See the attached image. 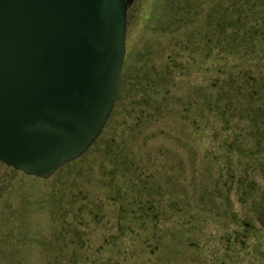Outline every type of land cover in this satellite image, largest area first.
Returning <instances> with one entry per match:
<instances>
[{"label": "rangeland", "instance_id": "374dc122", "mask_svg": "<svg viewBox=\"0 0 264 264\" xmlns=\"http://www.w3.org/2000/svg\"><path fill=\"white\" fill-rule=\"evenodd\" d=\"M110 113L47 177L0 161V264H264V0H132Z\"/></svg>", "mask_w": 264, "mask_h": 264}, {"label": "water", "instance_id": "95a60500", "mask_svg": "<svg viewBox=\"0 0 264 264\" xmlns=\"http://www.w3.org/2000/svg\"><path fill=\"white\" fill-rule=\"evenodd\" d=\"M132 0H0V160L49 176L113 105Z\"/></svg>", "mask_w": 264, "mask_h": 264}, {"label": "flooded vegetation", "instance_id": "af4514ba", "mask_svg": "<svg viewBox=\"0 0 264 264\" xmlns=\"http://www.w3.org/2000/svg\"><path fill=\"white\" fill-rule=\"evenodd\" d=\"M128 10V9H127Z\"/></svg>", "mask_w": 264, "mask_h": 264}]
</instances>
